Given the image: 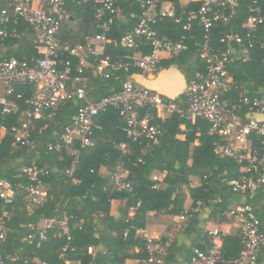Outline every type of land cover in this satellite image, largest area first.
<instances>
[{"label":"trees","instance_id":"trees-1","mask_svg":"<svg viewBox=\"0 0 264 264\" xmlns=\"http://www.w3.org/2000/svg\"><path fill=\"white\" fill-rule=\"evenodd\" d=\"M159 1L173 3L176 15L182 21L178 23L165 17L157 21L154 28L173 40L184 36L188 48L178 56L162 58L155 70L176 66L188 88L194 72L204 69L198 55L204 31L195 20L191 21L190 29H184L183 24L188 11L196 9L200 1L192 0L185 5H181L180 0ZM98 5L95 0H64L57 39L66 42L65 37H59V32L63 26L73 23L86 29L89 36L103 32L108 41L100 55H107L112 61L133 53H149L150 46L144 41L132 48L119 44L121 37L138 22L141 9L137 0H114L116 11L104 10L101 17L108 23L105 31L97 26ZM249 5L250 1L239 0L236 14L228 23H213L208 36L214 50L227 48L228 42L220 41L226 33L241 34L242 44H247L241 25L251 13ZM13 28L12 35L0 37V59L15 57L31 62L41 57L33 43L34 28L23 20L7 25L8 31ZM256 38L258 42L252 46L245 61L239 53L240 44L234 40L229 42L236 50L227 64L233 79L229 96L236 97L239 91L251 96L264 95V24L259 26ZM70 43L76 45L75 40ZM85 43L80 41V45ZM70 60L68 85L77 87L84 83L85 96L91 101H99L119 91L125 81H134V73H140L137 68L128 66L108 69V77H101L96 72L93 56L88 57L81 72L77 71V57L72 56ZM75 76H79V80H74ZM187 88L177 97H171L184 109ZM34 89L31 83H16L6 98L16 103L17 110L4 113L0 105V130L3 129L0 134V179H9L13 185L11 202L6 206L11 214L0 244L6 263L124 264L128 259L145 258L148 255L146 239L140 230H144L152 212L179 219L170 240L165 235L151 238L157 246L156 253L162 258L160 264L190 261L193 247H210L208 225L232 223L234 218L229 211L239 204L252 206L264 231V188L252 193L233 188L229 181L239 177L240 166L232 158L215 151L214 144L220 141V136L209 131V122L205 118L173 111L157 120L161 129L158 142L147 143L143 137H127L120 129L122 118L118 110L107 106L94 118L92 144L81 150L72 167L73 157L62 150L49 148V145L60 139L84 99L73 97L60 101L54 115L33 120L29 126V143L14 142L12 129L27 117L28 100L33 97ZM17 93H21V97H17ZM4 94V88L0 86V95ZM119 141L127 142L125 150L118 147ZM255 146L259 151L264 150L259 140ZM32 162L46 170L38 177L47 192L41 204L29 202L16 187L18 182L27 181L26 177H16V170ZM68 169L72 170L71 174L67 173ZM116 174L121 175L130 188L119 187L114 180ZM113 200L119 201L116 215L110 213ZM2 205L0 199V210ZM181 214L183 219L179 218ZM44 217L65 218L68 233L49 228L37 245L40 219ZM31 234L36 236L28 238ZM241 249L242 242L235 227L225 234L216 264H237ZM10 257L14 259L10 260ZM257 261L264 264V246L258 250Z\"/></svg>","mask_w":264,"mask_h":264},{"label":"built area","instance_id":"built-area-1","mask_svg":"<svg viewBox=\"0 0 264 264\" xmlns=\"http://www.w3.org/2000/svg\"><path fill=\"white\" fill-rule=\"evenodd\" d=\"M141 9L138 22L134 28L126 32L119 44L126 48L136 47L142 41L150 46L149 53H133L112 61L109 56H101L96 48L90 44L85 45L60 42L57 33L60 27V18L63 16L64 0H6L0 9V37L12 35L13 28L8 31L7 25L17 24L23 20L30 24L34 30L33 43L39 49L41 57L31 60L15 57L0 59V86L4 88V95H0L1 111L4 113L17 110L14 101L6 98L13 92L16 83H31L34 85L33 97L28 100L29 110L27 117L13 127L14 142L29 143V126L33 120L52 116L58 103L64 99H84L72 116V122L66 127L60 139L49 148L64 151L73 157L71 166L81 150L92 144L91 132L95 126L94 118L101 109L107 106L115 107L121 118L120 129L132 139L143 137L147 143H157L161 135L158 119L165 118L169 113L176 111L186 113L190 117H203L209 122V131L220 136L215 142V151L223 156L232 158L239 166L240 175L231 179L229 183L237 191L254 192L260 187L264 188V150L259 151L255 142L259 140L264 146V95L251 96L245 91H239L236 97L229 96L228 91L233 83L227 64L236 50L229 44L234 40L239 43L241 59L245 61L252 46L258 42L256 35L259 26L264 24V0H248L251 12L242 23L247 44H242L239 33H226L220 37L221 42H228L223 51H216L210 46L209 31L215 21L226 24L235 16L239 0H199L200 5L187 13L184 29L191 28V21L195 20L204 31V41L199 45V58L204 65L202 71L196 70L193 79L187 88L186 107H180L171 97L146 88L132 80L123 83L122 88L99 101H91L85 96V84L69 86L70 57L78 59L77 71L81 72L87 65L89 56L96 60V72L101 77H108L109 70H118L122 67H135L140 73L154 71L162 58L178 56L188 46L184 36L173 40L161 35L154 28L157 21L168 17L180 23L182 18L176 15L175 6L171 2L159 0H137ZM100 4L96 7L95 17L97 26L103 31L108 29V23L101 17L103 11L110 13L116 11L114 0H95ZM184 14V12H182ZM134 16V14H131ZM95 39L101 42L108 41L104 33H97ZM264 45V43H263ZM75 76L74 80H79ZM21 97V93H17ZM1 137V136H0ZM118 147L125 150L126 141H119ZM71 169L67 170L71 174ZM46 173L45 168L38 167L34 162L16 170V177H26L27 181L18 182L16 187L25 194L32 204H41L47 192L42 186L39 176ZM157 176H153L156 178ZM121 175H114L119 187L130 188V185L121 179ZM13 185L9 179H0V199L3 205L0 210V244L6 235V220L11 214L6 206L11 202ZM229 215L234 218L232 223L238 230L242 242V249L237 264H260L257 253L264 246V231L260 228L259 219L249 204H239L232 207ZM180 219L184 215L179 216ZM37 235V245L45 236L49 228H58L62 233H68L65 218L40 219ZM146 239L148 255L145 258L128 259L124 264H160L162 258L156 253L157 246L151 242V237L145 230H140ZM227 232L220 225L208 227L210 247L200 249L193 247V257L190 261L181 264H216L219 260L218 251ZM36 235L31 234L28 238ZM69 236L67 235V238ZM14 257H10L13 260ZM0 264L6 263L0 251Z\"/></svg>","mask_w":264,"mask_h":264},{"label":"crops","instance_id":"crops-1","mask_svg":"<svg viewBox=\"0 0 264 264\" xmlns=\"http://www.w3.org/2000/svg\"><path fill=\"white\" fill-rule=\"evenodd\" d=\"M6 0H0V6ZM192 0H180L181 5H185ZM196 1V0H193ZM87 31L83 27L78 25L74 26L73 23L63 26V29L59 32V37H65V41L70 43L72 40L76 41V44H80V41L92 44L97 52L100 54L104 48V42L98 41L94 36H89L86 34ZM62 40V39H61ZM71 40V41H70ZM37 51L40 53L39 49L36 47ZM168 58V57H164ZM134 82L154 90L158 93L169 97H177L181 93L186 91L187 84L182 73L177 69L176 66L171 65L167 68H159L150 73H134L132 75ZM0 134H3V129L0 130ZM119 201L113 200L111 202L110 213L113 215L117 214V207ZM177 216H167V215H154L153 212L149 214L148 222L144 230L151 238H160V236L165 235L170 240L175 234L174 224L178 221ZM214 224H209V226ZM227 233L235 230L234 223H226L220 225Z\"/></svg>","mask_w":264,"mask_h":264}]
</instances>
